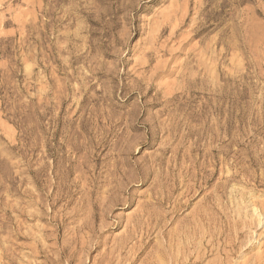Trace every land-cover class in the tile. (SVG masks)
<instances>
[{
  "label": "rangeland",
  "instance_id": "obj_1",
  "mask_svg": "<svg viewBox=\"0 0 264 264\" xmlns=\"http://www.w3.org/2000/svg\"><path fill=\"white\" fill-rule=\"evenodd\" d=\"M0 264H264V0H0Z\"/></svg>",
  "mask_w": 264,
  "mask_h": 264
},
{
  "label": "bare ground",
  "instance_id": "obj_2",
  "mask_svg": "<svg viewBox=\"0 0 264 264\" xmlns=\"http://www.w3.org/2000/svg\"><path fill=\"white\" fill-rule=\"evenodd\" d=\"M229 169V168H228ZM214 172V171H213ZM223 173V172H222ZM227 174H226V176L224 175V174H222V176H223V180H224V183H222L221 184V186H226V185H229L230 183H232V182H235L236 181V179H237V177L239 176L238 175V171H236V172H231V170L229 169V170H227V172H226ZM213 175V174H212ZM241 175V174H240ZM255 179V178H254ZM246 180V179H245ZM253 180V179H252ZM244 184V183H243ZM218 185V184H217ZM217 187V186H216ZM223 189V188H222ZM240 192V191H239ZM242 192V191H241ZM242 198H243V196H242ZM246 199V198H245ZM243 201H244V199H243ZM242 201V202H243ZM246 202V201H245ZM248 202V201H247ZM96 211V210H95ZM260 213H261V210H260ZM103 216V215H102ZM98 215H96L95 213L94 214H92V216H91V219H92V224L93 225H90L89 227L91 228V226H94V224L97 222V220H98ZM252 218L255 220V227H257V226H260L261 224H263L262 223V219H260L261 218V215L259 214V209H258V207H257V205H255V204H253L252 205ZM89 228V229H90ZM135 229H136V227H134L133 228V232L135 231ZM129 235H131V234H129ZM135 236V235H134ZM129 239V236L127 237V239H125V241H127ZM124 241V242H125ZM120 246V245H119Z\"/></svg>",
  "mask_w": 264,
  "mask_h": 264
}]
</instances>
